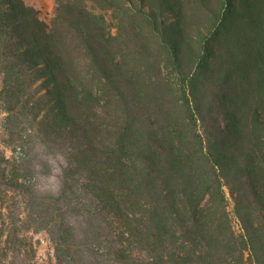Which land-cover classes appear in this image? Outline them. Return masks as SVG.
Segmentation results:
<instances>
[{"label": "trees", "instance_id": "16d2710c", "mask_svg": "<svg viewBox=\"0 0 264 264\" xmlns=\"http://www.w3.org/2000/svg\"><path fill=\"white\" fill-rule=\"evenodd\" d=\"M53 3L0 0V264H264V0Z\"/></svg>", "mask_w": 264, "mask_h": 264}, {"label": "rangeland", "instance_id": "374dc122", "mask_svg": "<svg viewBox=\"0 0 264 264\" xmlns=\"http://www.w3.org/2000/svg\"><path fill=\"white\" fill-rule=\"evenodd\" d=\"M29 4L34 5L40 10V15L44 19L48 20L52 14L53 10V0H26ZM2 85V77L0 75V88ZM4 113L1 111L0 108V150H3L8 157H12L13 155L17 154L12 150V148L5 147L2 143V122H3ZM18 151V150H17ZM39 184L42 187H54L55 181L53 177H40L38 178ZM35 247H36V256L35 260L38 264H52L55 260L53 247L51 242L45 232H40L38 234L33 235Z\"/></svg>", "mask_w": 264, "mask_h": 264}, {"label": "built area", "instance_id": "2783aa9c", "mask_svg": "<svg viewBox=\"0 0 264 264\" xmlns=\"http://www.w3.org/2000/svg\"><path fill=\"white\" fill-rule=\"evenodd\" d=\"M17 153L19 154L20 152H19V151H17Z\"/></svg>", "mask_w": 264, "mask_h": 264}]
</instances>
